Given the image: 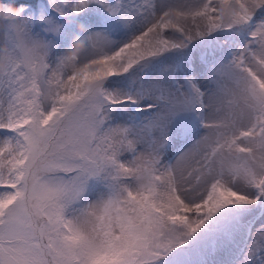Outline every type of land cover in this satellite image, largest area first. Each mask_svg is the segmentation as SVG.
Returning <instances> with one entry per match:
<instances>
[{"label":"snow or ice","instance_id":"1","mask_svg":"<svg viewBox=\"0 0 264 264\" xmlns=\"http://www.w3.org/2000/svg\"><path fill=\"white\" fill-rule=\"evenodd\" d=\"M230 2L226 28L218 0L21 4L0 264H264V0Z\"/></svg>","mask_w":264,"mask_h":264},{"label":"clouds","instance_id":"2","mask_svg":"<svg viewBox=\"0 0 264 264\" xmlns=\"http://www.w3.org/2000/svg\"><path fill=\"white\" fill-rule=\"evenodd\" d=\"M25 5L0 3V33L5 34L0 39V77L6 76L14 62L23 58V51L19 46H14L10 40L18 36L26 23ZM237 14V9L231 5L230 0H218L217 16L222 27H228L230 21ZM83 32V28L78 29ZM87 44L83 36H74L68 47L63 52V68L66 71H76L83 67L81 58L84 56ZM93 89L98 85H93Z\"/></svg>","mask_w":264,"mask_h":264},{"label":"rangeland","instance_id":"3","mask_svg":"<svg viewBox=\"0 0 264 264\" xmlns=\"http://www.w3.org/2000/svg\"><path fill=\"white\" fill-rule=\"evenodd\" d=\"M36 1H37V0L30 2V4H35ZM38 2H39V3H46V0H39ZM14 3H17V1H14ZM15 5L18 6L17 4H15ZM258 14H259V13H258ZM94 30L98 31V30H100V29H94ZM224 35H225V34H218V39H219L220 42H222V39H223ZM225 45H226V44H225ZM65 47H67V45H65Z\"/></svg>","mask_w":264,"mask_h":264},{"label":"bare ground","instance_id":"4","mask_svg":"<svg viewBox=\"0 0 264 264\" xmlns=\"http://www.w3.org/2000/svg\"><path fill=\"white\" fill-rule=\"evenodd\" d=\"M14 1H17V0H14ZM17 4V3H14V5Z\"/></svg>","mask_w":264,"mask_h":264},{"label":"water","instance_id":"5","mask_svg":"<svg viewBox=\"0 0 264 264\" xmlns=\"http://www.w3.org/2000/svg\"><path fill=\"white\" fill-rule=\"evenodd\" d=\"M23 1V0H22Z\"/></svg>","mask_w":264,"mask_h":264}]
</instances>
